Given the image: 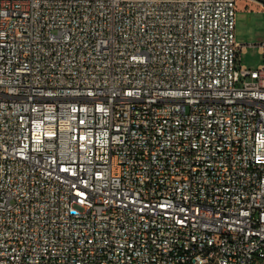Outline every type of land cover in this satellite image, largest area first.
Here are the masks:
<instances>
[{
  "label": "built area",
  "instance_id": "built-area-1",
  "mask_svg": "<svg viewBox=\"0 0 264 264\" xmlns=\"http://www.w3.org/2000/svg\"><path fill=\"white\" fill-rule=\"evenodd\" d=\"M236 15L0 0V264H264V63Z\"/></svg>",
  "mask_w": 264,
  "mask_h": 264
},
{
  "label": "rangeland",
  "instance_id": "rangeland-1",
  "mask_svg": "<svg viewBox=\"0 0 264 264\" xmlns=\"http://www.w3.org/2000/svg\"><path fill=\"white\" fill-rule=\"evenodd\" d=\"M236 39L239 43L251 45L240 55L241 64L257 69L264 63L259 45L264 44V8L251 0H237Z\"/></svg>",
  "mask_w": 264,
  "mask_h": 264
},
{
  "label": "crops",
  "instance_id": "crops-1",
  "mask_svg": "<svg viewBox=\"0 0 264 264\" xmlns=\"http://www.w3.org/2000/svg\"><path fill=\"white\" fill-rule=\"evenodd\" d=\"M246 1V0H245ZM252 2H256V3H258V4H260L259 2H257V1H252ZM260 5H262V4H260ZM263 7V6H262Z\"/></svg>",
  "mask_w": 264,
  "mask_h": 264
}]
</instances>
